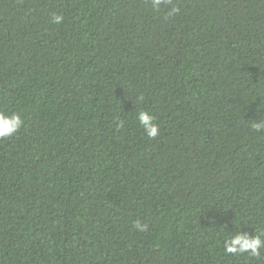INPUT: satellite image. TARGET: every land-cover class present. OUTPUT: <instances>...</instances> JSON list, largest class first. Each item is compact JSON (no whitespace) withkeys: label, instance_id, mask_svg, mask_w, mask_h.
<instances>
[{"label":"trees","instance_id":"obj_1","mask_svg":"<svg viewBox=\"0 0 264 264\" xmlns=\"http://www.w3.org/2000/svg\"><path fill=\"white\" fill-rule=\"evenodd\" d=\"M0 111V264H264V0H0Z\"/></svg>","mask_w":264,"mask_h":264},{"label":"clouds","instance_id":"obj_2","mask_svg":"<svg viewBox=\"0 0 264 264\" xmlns=\"http://www.w3.org/2000/svg\"><path fill=\"white\" fill-rule=\"evenodd\" d=\"M151 6L155 10H159L161 5L171 4L172 0H150ZM179 12V8L173 6L168 12V16L176 15ZM64 21L62 15L53 14L52 22L60 25ZM139 124L145 129L146 135L155 139L160 134L159 126L154 123L153 117L149 112L140 110L137 113ZM24 121L18 113L7 114L4 111H0V139L9 138L18 133L23 126ZM124 121H120L118 127L124 128ZM253 131L260 133L264 132V120H260L259 123L254 122L251 125ZM134 227L140 232L148 230V225L142 224L139 220L134 222ZM226 254L242 255L247 253L249 257L259 258L261 249L264 248V231L259 234L249 236L246 233H236L231 239L225 241L224 244Z\"/></svg>","mask_w":264,"mask_h":264}]
</instances>
